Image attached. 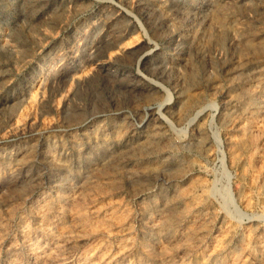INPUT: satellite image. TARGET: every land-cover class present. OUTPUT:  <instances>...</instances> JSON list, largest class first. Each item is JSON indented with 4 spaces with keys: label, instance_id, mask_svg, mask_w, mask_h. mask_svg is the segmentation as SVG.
I'll use <instances>...</instances> for the list:
<instances>
[{
    "label": "rangeland",
    "instance_id": "374dc122",
    "mask_svg": "<svg viewBox=\"0 0 264 264\" xmlns=\"http://www.w3.org/2000/svg\"><path fill=\"white\" fill-rule=\"evenodd\" d=\"M0 264H264V0H0Z\"/></svg>",
    "mask_w": 264,
    "mask_h": 264
}]
</instances>
